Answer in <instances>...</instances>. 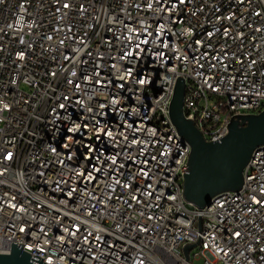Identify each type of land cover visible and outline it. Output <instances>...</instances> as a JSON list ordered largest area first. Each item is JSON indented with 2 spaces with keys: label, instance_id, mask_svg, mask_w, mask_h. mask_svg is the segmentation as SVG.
Instances as JSON below:
<instances>
[{
  "label": "built area",
  "instance_id": "built-area-1",
  "mask_svg": "<svg viewBox=\"0 0 264 264\" xmlns=\"http://www.w3.org/2000/svg\"><path fill=\"white\" fill-rule=\"evenodd\" d=\"M179 77L206 141L264 109V0H0V254L264 264V144L190 208Z\"/></svg>",
  "mask_w": 264,
  "mask_h": 264
},
{
  "label": "water",
  "instance_id": "water-1",
  "mask_svg": "<svg viewBox=\"0 0 264 264\" xmlns=\"http://www.w3.org/2000/svg\"><path fill=\"white\" fill-rule=\"evenodd\" d=\"M184 79L176 80L170 103V118L178 133L189 144L187 170L183 175L182 197L198 208L217 193L239 190L243 169L252 151L264 144V109L257 114H243L231 119L228 132L216 141H206L183 113ZM22 243L11 242L9 254H0V264H49L24 251ZM195 244H186L185 257ZM55 264H62L58 261Z\"/></svg>",
  "mask_w": 264,
  "mask_h": 264
},
{
  "label": "rangeland",
  "instance_id": "rangeland-1",
  "mask_svg": "<svg viewBox=\"0 0 264 264\" xmlns=\"http://www.w3.org/2000/svg\"><path fill=\"white\" fill-rule=\"evenodd\" d=\"M23 89H26V87L23 85L22 86ZM190 208H192L193 206L192 205H189Z\"/></svg>",
  "mask_w": 264,
  "mask_h": 264
},
{
  "label": "snow or ice",
  "instance_id": "snow-or-ice-1",
  "mask_svg": "<svg viewBox=\"0 0 264 264\" xmlns=\"http://www.w3.org/2000/svg\"><path fill=\"white\" fill-rule=\"evenodd\" d=\"M69 131H71V129Z\"/></svg>",
  "mask_w": 264,
  "mask_h": 264
}]
</instances>
